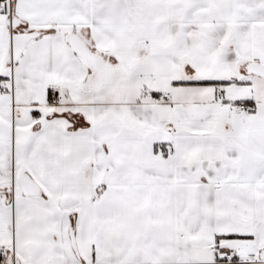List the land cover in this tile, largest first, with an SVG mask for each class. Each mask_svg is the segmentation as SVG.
<instances>
[{"label":"snow or ice","instance_id":"6c2138e0","mask_svg":"<svg viewBox=\"0 0 264 264\" xmlns=\"http://www.w3.org/2000/svg\"><path fill=\"white\" fill-rule=\"evenodd\" d=\"M0 264H264V0H0Z\"/></svg>","mask_w":264,"mask_h":264}]
</instances>
